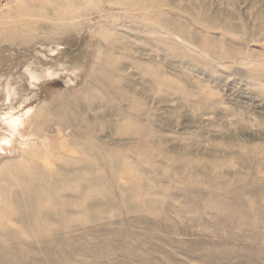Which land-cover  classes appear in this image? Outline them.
Instances as JSON below:
<instances>
[{
  "label": "rangeland",
  "instance_id": "rangeland-1",
  "mask_svg": "<svg viewBox=\"0 0 264 264\" xmlns=\"http://www.w3.org/2000/svg\"><path fill=\"white\" fill-rule=\"evenodd\" d=\"M0 264H264V0H0Z\"/></svg>",
  "mask_w": 264,
  "mask_h": 264
},
{
  "label": "bare ground",
  "instance_id": "bare-ground-1",
  "mask_svg": "<svg viewBox=\"0 0 264 264\" xmlns=\"http://www.w3.org/2000/svg\"><path fill=\"white\" fill-rule=\"evenodd\" d=\"M11 1V0H10ZM58 13V12H57ZM43 14V13H42ZM59 14V13H58ZM48 15V14H47ZM62 17V16H61ZM10 123L13 125L12 127H14L17 131H19L20 132V135L22 136V137H25V141H27V142H29L28 140H31L30 139V135H31V133L30 132H26V131H23L22 130V126L23 125H25V119L24 118H20V117H17V118H13V119H11V121H10ZM29 125V124H28ZM26 127H28V126H26ZM137 128V127H136ZM140 128V127H139ZM141 132V131H140ZM30 133V134H29ZM26 142V143H27ZM241 142V141H240ZM25 143V142H24ZM30 143H28L27 145H29ZM26 145V146H27ZM232 149V148H231ZM39 150V149H38ZM18 152V151H17ZM247 153V152H246ZM37 155V154H36ZM245 155V154H244ZM173 157V156H172ZM171 157V158H172ZM177 157V156H176ZM229 157V156H228ZM175 158V157H174ZM185 158V157H184ZM231 158V157H230ZM229 158V159H230ZM234 157H232V159H233ZM240 158V157H239ZM173 159V158H172ZM228 159V160H229ZM254 159V158H253ZM176 160V159H175ZM187 160L189 161V159L187 158ZM216 160V159H215ZM249 160V159H248ZM180 161V160H179ZM187 161V162H188ZM233 161V160H232ZM171 162V161H170ZM198 162H199V160H198ZM203 162V161H202ZM215 162V161H214ZM226 162V161H225ZM260 162H261V160H260ZM196 164V163H195ZM215 164V163H214ZM218 164V163H217ZM231 164V163H230ZM241 165V164H240ZM218 166V165H217ZM232 166V165H231ZM184 167H186V166H184ZM192 167H194V166H192ZM197 167V166H196ZM223 167V166H222ZM17 170V169H16ZM197 170V169H196ZM188 172H190L189 170H188ZM184 174H185V172H184ZM191 174V173H190ZM200 174V173H199ZM175 175V174H174ZM173 175V176H174ZM216 175V174H215ZM188 176H189V174H188ZM195 176H197V175H195ZM185 177V176H184ZM187 177V176H186ZM219 177V176H218ZM191 178V177H190ZM196 178V177H195ZM199 178H201V177H199ZM187 180V179H186ZM196 181H197V179H195ZM240 181V180H239ZM238 182V181H237ZM244 182V181H243ZM245 182H247V181H245ZM215 183V182H214ZM218 183V182H217ZM242 183V182H241ZM230 190V189H229ZM219 192V191H218ZM222 203H223V201H222Z\"/></svg>",
  "mask_w": 264,
  "mask_h": 264
}]
</instances>
